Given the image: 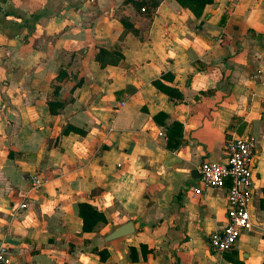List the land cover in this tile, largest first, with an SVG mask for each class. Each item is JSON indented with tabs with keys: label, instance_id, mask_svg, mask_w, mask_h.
Wrapping results in <instances>:
<instances>
[{
	"label": "crops",
	"instance_id": "0c3cea01",
	"mask_svg": "<svg viewBox=\"0 0 264 264\" xmlns=\"http://www.w3.org/2000/svg\"><path fill=\"white\" fill-rule=\"evenodd\" d=\"M248 136L251 224L216 254L227 187L192 189ZM1 242L13 264H264V0H0Z\"/></svg>",
	"mask_w": 264,
	"mask_h": 264
},
{
	"label": "built area",
	"instance_id": "2783aa9c",
	"mask_svg": "<svg viewBox=\"0 0 264 264\" xmlns=\"http://www.w3.org/2000/svg\"><path fill=\"white\" fill-rule=\"evenodd\" d=\"M256 154L255 138L251 136L232 138L227 142V158L224 162L203 161L199 167L202 187H194L192 189L194 194L202 192L203 189L227 187V223L210 237V247L216 254L232 250L243 231L251 224L250 206ZM43 185L44 180L39 173H32L29 176V186L21 195L19 211L28 208L29 199L38 193ZM0 264H13L12 254L4 242L0 243Z\"/></svg>",
	"mask_w": 264,
	"mask_h": 264
},
{
	"label": "water",
	"instance_id": "95a60500",
	"mask_svg": "<svg viewBox=\"0 0 264 264\" xmlns=\"http://www.w3.org/2000/svg\"><path fill=\"white\" fill-rule=\"evenodd\" d=\"M129 227H131V224L129 225H126L120 229H118L117 231H115L113 234L110 235V239L111 238H116V237H119V236H122V235H126L128 233H131V229H129Z\"/></svg>",
	"mask_w": 264,
	"mask_h": 264
},
{
	"label": "trees",
	"instance_id": "16d2710c",
	"mask_svg": "<svg viewBox=\"0 0 264 264\" xmlns=\"http://www.w3.org/2000/svg\"><path fill=\"white\" fill-rule=\"evenodd\" d=\"M89 209H91V208H89ZM90 212V211H89ZM91 213V212H90Z\"/></svg>",
	"mask_w": 264,
	"mask_h": 264
},
{
	"label": "rangeland",
	"instance_id": "374dc122",
	"mask_svg": "<svg viewBox=\"0 0 264 264\" xmlns=\"http://www.w3.org/2000/svg\"><path fill=\"white\" fill-rule=\"evenodd\" d=\"M122 104V103H121ZM13 258V257H12Z\"/></svg>",
	"mask_w": 264,
	"mask_h": 264
}]
</instances>
